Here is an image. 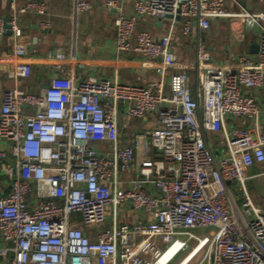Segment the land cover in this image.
Instances as JSON below:
<instances>
[{
	"label": "built area",
	"instance_id": "built-area-1",
	"mask_svg": "<svg viewBox=\"0 0 264 264\" xmlns=\"http://www.w3.org/2000/svg\"><path fill=\"white\" fill-rule=\"evenodd\" d=\"M104 5L117 9L116 49L159 61L162 78L178 65L173 33L154 36L139 28L143 18L183 19L182 33L189 35L194 27L209 29L214 18L240 17L259 32L257 55H240L235 65L214 63L197 38L195 95L185 70L170 74L169 92L162 78L123 84L63 72L38 92L4 90L0 137L10 142L14 162L7 168L10 189L0 196V256L6 264H96V258L150 264L178 245L173 257L203 251L196 264H264V207L246 187L248 169L264 165V103L250 92L264 88V13L244 7L229 13L225 0H134L130 14L118 0ZM74 6L82 12L93 7L85 0ZM27 10L43 12L42 3L28 2L19 12ZM17 13L8 24L12 52L23 60L9 75L28 79L33 66L24 60ZM5 20L0 15V36L8 31ZM46 59L63 71L68 55L50 51ZM153 111L156 127L139 136L150 137L145 152L153 148L157 155L136 162L139 140L121 145L119 116ZM126 202L147 219L122 223Z\"/></svg>",
	"mask_w": 264,
	"mask_h": 264
},
{
	"label": "crops",
	"instance_id": "crops-1",
	"mask_svg": "<svg viewBox=\"0 0 264 264\" xmlns=\"http://www.w3.org/2000/svg\"><path fill=\"white\" fill-rule=\"evenodd\" d=\"M31 1L42 3L43 12L35 10L19 12ZM85 1L90 2L93 7L91 10L82 12L76 10L75 0H0L1 16L7 18L18 11L19 25L23 29L21 41L27 48V55L24 60L29 61L33 66L30 78L11 77L9 71L23 59L15 56L12 52L13 37L11 32L7 31L6 34L0 36V107L4 90L18 87L26 91L38 92L47 86L53 76L60 72L72 76L76 80H82L89 76H100L117 80L123 84H144L162 78L157 70L161 67L159 61L146 60L134 50L119 52L116 49L117 31L114 20L118 14L117 9H108L104 5L105 0ZM133 2L134 0H118L119 7L124 14L132 12ZM224 6L229 13H237L241 7L250 12L264 13V1L259 0H225ZM182 23L183 19H178L173 23L171 18L162 20L143 18L139 22V28L149 30L154 36H162L170 30L173 33L171 45L176 54L178 65L174 69H167L163 74L165 92L170 90V74L176 70H185L188 71L191 91L195 95L197 38L202 39L208 53H210V60L214 63L235 65L240 55L247 54L251 57L257 55L255 46L259 42V32L257 29L248 28L240 17L214 18L210 22L209 29L199 30L194 27L189 35L182 33ZM50 51H63L68 55L63 71L57 70L53 67L52 62L46 59ZM250 92L264 103V88ZM232 121V118H228L227 124H231ZM240 122L241 119L237 118L236 123ZM156 125L157 115L154 111L143 118H127L123 112L120 113L119 137L121 145L129 144L135 137L140 143L136 162L156 157L157 154L153 148L150 154L145 152V142L149 141L150 137L139 136L140 132H150ZM211 136L213 139L219 138L214 134ZM13 162L14 157L10 151V142L0 137V196L6 194L10 189V177L7 175V168ZM133 169L134 167L126 172V178L133 176ZM263 172V164H254L248 169L250 178L262 177L264 176ZM124 185L127 187L128 183ZM254 199L256 202L262 200L257 194L254 195ZM142 219H147L143 211L134 208L131 203L126 202L120 205V221L122 223L133 224ZM195 244L196 241H193L192 246ZM158 246L162 250L166 249L161 243ZM191 253V249L181 250L168 262L171 264L178 260L176 264H183L191 256ZM202 253V250L194 253L187 264L192 262L196 264ZM144 255L145 258L149 256L148 254ZM95 263L106 264L99 258H96ZM0 264H6L1 256Z\"/></svg>",
	"mask_w": 264,
	"mask_h": 264
},
{
	"label": "rangeland",
	"instance_id": "rangeland-1",
	"mask_svg": "<svg viewBox=\"0 0 264 264\" xmlns=\"http://www.w3.org/2000/svg\"><path fill=\"white\" fill-rule=\"evenodd\" d=\"M246 184H247L246 185L247 190H248L250 196L252 197V200L254 201V203H256L259 206L264 207V204H263L264 203V176H262V177H257V176L251 177L250 179H248L246 181ZM231 187L233 189V192L236 195L237 194H240V195L242 194L241 192H239V191H237L235 189V186L233 184H231ZM256 194L259 195L260 198H262V200H257L258 202H256V200L254 199V195H256ZM240 202H241L240 204L244 203L242 200H240ZM195 232L197 234H204V232L207 233V230H205V231H203V230H197ZM161 257L157 261H156V259H154L152 261V264H159V261H160ZM177 261L175 263L173 262L171 264H176ZM163 264H170V262H164ZM191 264H193V262Z\"/></svg>",
	"mask_w": 264,
	"mask_h": 264
},
{
	"label": "bare ground",
	"instance_id": "bare-ground-1",
	"mask_svg": "<svg viewBox=\"0 0 264 264\" xmlns=\"http://www.w3.org/2000/svg\"><path fill=\"white\" fill-rule=\"evenodd\" d=\"M177 246L178 245H176V246H173L172 248H170L169 250H167L164 254H163V256L161 257V259H160V261H159V264H163L164 262H167L171 257H173L172 256V254L174 253V251H175V249L177 248ZM194 256V254L193 255H191L183 264H187L190 260H191V258Z\"/></svg>",
	"mask_w": 264,
	"mask_h": 264
},
{
	"label": "water",
	"instance_id": "water-1",
	"mask_svg": "<svg viewBox=\"0 0 264 264\" xmlns=\"http://www.w3.org/2000/svg\"><path fill=\"white\" fill-rule=\"evenodd\" d=\"M5 21H6V27L8 28V31H9V28H10V26H9V24H8V22H9V17H7ZM258 48H259V45L257 44V45L255 46L256 51H258Z\"/></svg>",
	"mask_w": 264,
	"mask_h": 264
}]
</instances>
